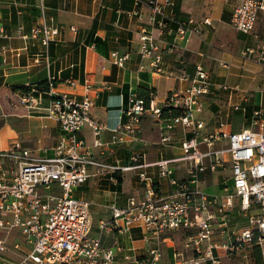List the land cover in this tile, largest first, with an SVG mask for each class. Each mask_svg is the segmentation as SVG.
I'll list each match as a JSON object with an SVG mask.
<instances>
[{
    "label": "built area",
    "instance_id": "1",
    "mask_svg": "<svg viewBox=\"0 0 264 264\" xmlns=\"http://www.w3.org/2000/svg\"><path fill=\"white\" fill-rule=\"evenodd\" d=\"M45 1L41 0L40 5L44 19ZM236 2L230 18L232 28L260 40L257 48H245L240 57L263 65L264 37L260 39L255 30L264 13V0ZM137 5L148 6L152 23L181 39L200 34L204 27L214 28L211 17L177 19L172 9L174 3L170 0L138 1ZM172 24L176 25L175 30ZM59 32V28L44 23L33 27L31 36L41 35L42 45L48 48ZM2 33L0 27V36ZM140 44V55L152 61L154 76L163 74L167 78L187 81L189 86L171 92L162 106L155 102L153 90L149 102L132 92L127 105L120 110L121 122L112 130L111 144L143 143L142 121L149 115L159 132V146L171 144L173 132L179 125L191 135L182 142V153L147 162L145 152L135 150L128 165L106 164L89 150L82 137L85 128L92 129L96 137L94 146L101 147L100 135L107 129L92 117L93 88L89 83L83 86L85 92L81 99L57 92L53 80L49 81L46 92L31 86L27 92H19L11 101V108H23L28 115L45 110L47 117L59 124L62 135L51 157L36 155L21 142H14L0 151V264H162L163 245L172 240L171 233L181 230L188 234L186 247L192 255L184 258L183 253L177 251L175 261L165 264H217L216 254L221 250L234 252L246 245L260 247V264H264V110H255L250 127L235 133L225 131L226 121L220 110L215 119L216 130L205 132L207 124L199 116L205 110V98L217 90L228 92L232 100L241 91L240 86L216 83L202 64L196 65L193 75L183 70L165 72L161 67L163 51L147 28L141 30ZM128 58V54L118 52L111 55L113 63L121 68ZM68 85L78 87L72 81ZM234 108L240 109L239 106ZM174 111L179 113L173 115ZM5 117L0 105V123ZM180 163L186 165L185 180L173 177L171 166ZM227 165L231 169L232 194L221 203L219 196L207 194L200 183L203 175ZM92 168L97 174L132 171L144 185L141 198L131 196L125 207L110 206L111 218L99 222L98 234L92 233L90 203L73 195L77 187L94 175ZM151 168H158L161 178H169L171 194L164 196L158 192ZM111 179L118 183L117 178ZM234 197L240 199L239 207L247 213L253 205L258 208L248 214L247 226L241 232H233V241L230 237L229 241L218 242L214 240L215 232L226 233L230 221L227 213L234 208ZM132 228L142 230L150 246L144 255L129 253L118 261L117 251L105 245L104 235L113 231L125 233ZM14 233L19 237L13 236ZM23 246L28 248L23 260L19 263L8 261L5 254L9 249L12 247L20 252Z\"/></svg>",
    "mask_w": 264,
    "mask_h": 264
},
{
    "label": "crops",
    "instance_id": "2",
    "mask_svg": "<svg viewBox=\"0 0 264 264\" xmlns=\"http://www.w3.org/2000/svg\"><path fill=\"white\" fill-rule=\"evenodd\" d=\"M138 1L147 0H46L44 19L41 0H0V27L3 30L0 36V105L6 115L0 123V151L14 142H21L36 155L53 156L62 135L59 124L47 117L45 110L28 115L23 108H11V101L21 92L15 88L37 87L53 80L57 92L77 99L82 98L86 83L92 86V117L107 129L100 135L101 147L94 146L96 137L92 129L85 128L82 137L100 161L112 166H125L135 150L144 151L147 162L179 156L182 142L191 135L179 125L173 132L171 144L159 146V132L149 115H145L142 121L140 136L143 143L127 141L120 145L111 144L112 130L121 122L120 110L127 105L132 92L139 96L140 91L154 90L155 102L162 106L171 92L189 86L187 81L152 74V61L144 60L139 51L143 28L152 33L163 51L161 67L165 72L179 73L183 70L193 75L196 65L202 64L216 83L240 86L241 91L232 100H229L228 92L217 90L205 98V110L199 115L207 124L205 132L216 130L215 119L220 110L226 121L225 131L235 133L250 127L253 112L264 110V87H253L264 67L240 57V45L235 44L240 36L232 30L227 11L229 5L232 15L236 0H214L213 13L206 16L203 15V7L207 0H170L174 3L172 9L177 19L194 17L202 20L211 17L214 22V28L204 27L200 34L188 35L187 39L161 30L152 23L151 9L146 5H137ZM139 11L140 15H136ZM44 23L60 29L48 48L42 45L41 35L38 38L31 36L32 28ZM171 27L175 30L176 25ZM114 52L129 55L123 68L111 60ZM142 66L147 68L142 69ZM69 81L75 82L78 87H71ZM46 105L47 102L44 103ZM234 106L240 109L235 110ZM233 125H239L240 129L232 131ZM171 167L174 169L173 177L186 179L184 163ZM91 170L94 175L77 187L73 195L90 203L92 233L98 234L99 222L111 218L110 206L125 207L131 196L141 198L144 185L132 171L97 174L95 168ZM150 171L154 172L158 192L164 196L171 194L169 178H161L158 168H151ZM207 174L210 175L207 179L206 174L201 177V188L219 196L223 203L232 192V181L229 178L227 184L216 178L215 172ZM112 177L118 179L117 184ZM13 236L19 237V234L14 233ZM144 237L142 230L132 228L125 233H106L104 243L113 247L117 251L116 259L122 261L126 254L146 253L150 243ZM12 242L13 238L10 246ZM27 252L26 246L20 252L11 247L5 257L12 263H19ZM176 252L173 244L167 247L164 244L161 263L174 262Z\"/></svg>",
    "mask_w": 264,
    "mask_h": 264
},
{
    "label": "rangeland",
    "instance_id": "3",
    "mask_svg": "<svg viewBox=\"0 0 264 264\" xmlns=\"http://www.w3.org/2000/svg\"><path fill=\"white\" fill-rule=\"evenodd\" d=\"M213 1L214 0L205 1V5L203 7L204 16L209 15L210 13H213V8H212L214 6ZM227 11H228V15L230 14L229 15V18H230L231 17V7L229 5H228ZM232 30L235 32V34H238L240 36L239 38H237V41L235 40V44L240 45L241 51L247 47L257 48L259 46L260 40H257L254 35L242 34V33L235 31L233 28ZM255 35H259L260 39L264 37V13L260 15V18L256 26ZM252 63L256 64L255 62H252ZM257 65H260V64H257ZM260 66L264 67V64ZM258 75H260L259 79L257 80V82L253 83V87L255 89L259 87H264V71L261 73L259 72ZM239 125L238 126L233 125L232 131L239 130L240 129ZM230 175H231V171H230L229 165L223 168H220L218 171L215 172L216 178L220 179L221 182H226L227 184H229ZM209 176H210L209 174H206L205 178L207 179ZM206 193L212 195L211 193L207 191ZM231 194L232 192L230 191L228 195H231ZM233 201H234L235 208L232 211H229L227 213L230 219L229 226L227 228L228 233H225L222 236L221 232L217 230L215 232L214 240L218 242L229 241L230 237H232L231 240L233 241L234 237H233L232 232L233 231L241 232L247 226L248 214L251 212H256L258 208L257 205H253L252 210L247 213L241 210V208L239 207L240 199L238 197H234ZM187 235H188L187 232L184 230L171 233L170 236L172 238L173 243H167L166 247L167 245L173 244L177 251H180L183 253L184 258L190 257L192 255V252L190 251V249L186 247V245L189 243ZM259 254H261V257H262V251L260 247L256 245H253V246L246 245V246H243L241 249L236 250L234 252H225L221 250L219 254H216L218 256L216 260L218 261L217 264H258L257 260H258ZM167 263H172V262H167ZM206 264H212V263L209 262Z\"/></svg>",
    "mask_w": 264,
    "mask_h": 264
},
{
    "label": "trees",
    "instance_id": "4",
    "mask_svg": "<svg viewBox=\"0 0 264 264\" xmlns=\"http://www.w3.org/2000/svg\"><path fill=\"white\" fill-rule=\"evenodd\" d=\"M48 83L47 82H43L42 84H40L39 86H37V89L39 90V91H42V92H46V91H48ZM16 90H20L21 92H27L28 90H29V87H19V88H15ZM152 90H148V91H145V92H143V91H140L139 92V97L140 98H143V99H145L147 102H149V100L151 99V97H150V92H151ZM154 91V90H153ZM155 92V91H154ZM179 112H177V111H174V113H173V115H177ZM261 261H262V257H261V254H259V257H258V260H257V262H258V264H260L261 263Z\"/></svg>",
    "mask_w": 264,
    "mask_h": 264
}]
</instances>
